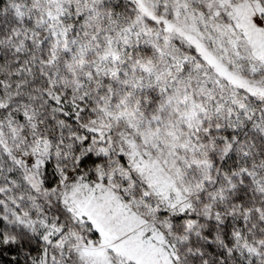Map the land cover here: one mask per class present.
Masks as SVG:
<instances>
[{"label": "snow or ice", "instance_id": "6c2138e0", "mask_svg": "<svg viewBox=\"0 0 264 264\" xmlns=\"http://www.w3.org/2000/svg\"><path fill=\"white\" fill-rule=\"evenodd\" d=\"M0 264H264V0H0Z\"/></svg>", "mask_w": 264, "mask_h": 264}]
</instances>
